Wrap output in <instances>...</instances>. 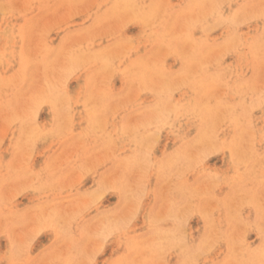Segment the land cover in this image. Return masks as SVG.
<instances>
[{
	"label": "rangeland",
	"instance_id": "rangeland-1",
	"mask_svg": "<svg viewBox=\"0 0 264 264\" xmlns=\"http://www.w3.org/2000/svg\"><path fill=\"white\" fill-rule=\"evenodd\" d=\"M215 1L0 0V264H264V0Z\"/></svg>",
	"mask_w": 264,
	"mask_h": 264
},
{
	"label": "bare ground",
	"instance_id": "bare-ground-1",
	"mask_svg": "<svg viewBox=\"0 0 264 264\" xmlns=\"http://www.w3.org/2000/svg\"><path fill=\"white\" fill-rule=\"evenodd\" d=\"M217 1V0H216ZM215 1V2H216ZM217 3V2H216ZM143 10V9H142ZM152 15H153V13H152ZM235 15V14H234ZM142 17H143V15H142ZM236 17V16H235ZM155 18V17H154ZM164 20V19H163ZM160 21V20H159ZM158 22V21H157ZM162 25V24H161ZM191 39V38H190ZM200 42V41H199ZM90 46V45H89ZM201 47V46H200ZM175 48V47H174ZM90 49V48H89ZM89 51V50H88ZM172 51V50H171ZM176 55V54H175ZM179 56V55H178ZM185 68V67H184ZM173 88V87H172ZM147 121V120H146ZM137 142V141H136ZM238 143V142H237ZM150 146V145H149ZM217 150V149H216ZM115 152V151H114ZM139 156V155H138ZM128 159V158H127ZM121 161V160H120ZM123 163V162H122ZM125 174V173H124ZM110 187V186H109ZM88 196V195H87ZM161 222V221H160ZM258 223V222H257ZM245 225V224H244ZM211 228V227H210ZM261 229V228H260ZM258 250V249H257ZM209 251V250H208ZM150 252V251H149ZM147 253V252H146ZM203 253H205V252H203Z\"/></svg>",
	"mask_w": 264,
	"mask_h": 264
}]
</instances>
